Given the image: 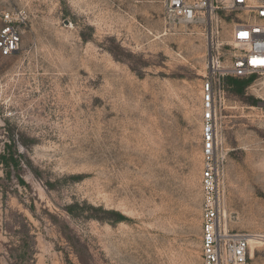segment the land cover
I'll return each mask as SVG.
<instances>
[{"label":"rangeland","instance_id":"1","mask_svg":"<svg viewBox=\"0 0 264 264\" xmlns=\"http://www.w3.org/2000/svg\"><path fill=\"white\" fill-rule=\"evenodd\" d=\"M17 8L21 43L0 57V264H202L205 37L167 24L161 0H0ZM229 78L227 225L258 237L249 264H264V88Z\"/></svg>","mask_w":264,"mask_h":264},{"label":"built area","instance_id":"2","mask_svg":"<svg viewBox=\"0 0 264 264\" xmlns=\"http://www.w3.org/2000/svg\"><path fill=\"white\" fill-rule=\"evenodd\" d=\"M161 4L167 24L195 28L206 41L200 86L202 264H249L252 235L227 225L228 149L220 134L219 114L225 78L250 79L246 88H264V0H161ZM0 14V57H9L19 48L28 14L24 8Z\"/></svg>","mask_w":264,"mask_h":264},{"label":"trees","instance_id":"3","mask_svg":"<svg viewBox=\"0 0 264 264\" xmlns=\"http://www.w3.org/2000/svg\"><path fill=\"white\" fill-rule=\"evenodd\" d=\"M229 81L230 82H234L238 85V88H237V93H241L243 92L244 88H246V86L249 84L250 82V79L248 80H245V79H237V78H229ZM1 159H2V163L7 167L9 168L10 165L12 166V164H14V157H13V154H10L8 155V157L6 158V155L3 154L1 155Z\"/></svg>","mask_w":264,"mask_h":264},{"label":"bare ground","instance_id":"4","mask_svg":"<svg viewBox=\"0 0 264 264\" xmlns=\"http://www.w3.org/2000/svg\"><path fill=\"white\" fill-rule=\"evenodd\" d=\"M249 240H258V237H252V236H250V239Z\"/></svg>","mask_w":264,"mask_h":264}]
</instances>
